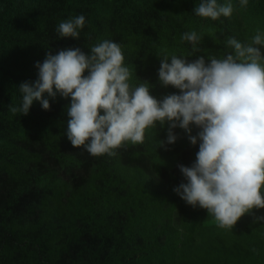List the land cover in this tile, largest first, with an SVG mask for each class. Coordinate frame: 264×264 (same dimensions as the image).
<instances>
[{
    "label": "trees",
    "instance_id": "trees-1",
    "mask_svg": "<svg viewBox=\"0 0 264 264\" xmlns=\"http://www.w3.org/2000/svg\"><path fill=\"white\" fill-rule=\"evenodd\" d=\"M199 2L0 0V264H264V222L245 213L232 229L220 228L173 191L183 181L178 165L190 166L199 150L184 130L174 129L176 143L160 147L167 125L145 129L143 144L93 157L67 139L70 98L45 94L51 109L33 101L26 116L8 110L21 104L19 85L38 78L35 64L49 51L89 53L90 45L116 41L131 83L148 81L161 99L179 90L159 84L158 56H187L192 46L181 42L183 33L202 36L191 61L223 56L229 36L244 42L264 32V0L246 8L231 0V18L217 21L193 13ZM80 14V39H57L58 23ZM198 131L192 126V135Z\"/></svg>",
    "mask_w": 264,
    "mask_h": 264
},
{
    "label": "clouds",
    "instance_id": "clouds-1",
    "mask_svg": "<svg viewBox=\"0 0 264 264\" xmlns=\"http://www.w3.org/2000/svg\"><path fill=\"white\" fill-rule=\"evenodd\" d=\"M249 0H239L246 8ZM235 8L231 0H200L193 13L213 21L231 18ZM86 25L83 14L62 20L55 28L56 38L80 39ZM86 38H89L87 34ZM189 42L185 55L163 54L158 69L162 87H174L172 93L158 99L151 95L148 81L132 84L123 45L104 39L88 46L46 53L36 62L38 78L19 85L21 104L8 105L13 114H29L33 101L50 110L47 94L69 99L66 106L68 141L93 157H115L121 147L145 142V129L167 125L160 147L175 144L173 131L184 130L191 145L199 144L190 166L178 165L183 181L173 191L193 209L207 210L218 227L232 229L245 214L254 223L264 215L252 211L264 209V32L256 30L244 42L229 36L223 56L188 57L201 52L202 36L185 32L181 42ZM87 72V75L85 73ZM101 110L103 114H101ZM192 126L199 131L192 135Z\"/></svg>",
    "mask_w": 264,
    "mask_h": 264
},
{
    "label": "bare ground",
    "instance_id": "bare-ground-1",
    "mask_svg": "<svg viewBox=\"0 0 264 264\" xmlns=\"http://www.w3.org/2000/svg\"><path fill=\"white\" fill-rule=\"evenodd\" d=\"M151 137V136H150Z\"/></svg>",
    "mask_w": 264,
    "mask_h": 264
}]
</instances>
